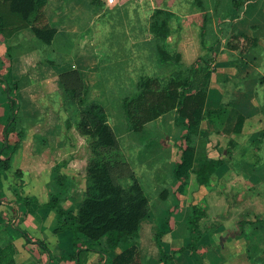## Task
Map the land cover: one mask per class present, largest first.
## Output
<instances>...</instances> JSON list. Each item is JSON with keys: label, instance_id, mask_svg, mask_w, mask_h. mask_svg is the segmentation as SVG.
<instances>
[{"label": "crops", "instance_id": "obj_1", "mask_svg": "<svg viewBox=\"0 0 264 264\" xmlns=\"http://www.w3.org/2000/svg\"><path fill=\"white\" fill-rule=\"evenodd\" d=\"M77 1H46V17L56 28V34L49 44L36 38L30 28L19 30L7 38L0 36V76L18 80L17 114L27 107H34V96L40 95L39 90L44 92L47 89V82L57 85L58 89L62 88L58 82L59 72L70 67L79 71L82 69L76 66V60L67 67L68 60L64 61L66 57L63 58L64 47L81 29L79 17L82 5ZM260 2L258 12L253 11L248 19L243 14L240 20L234 22L238 29L234 24V28L230 27L226 34H218L216 43L208 44L206 36L203 46L200 32L201 51L195 57L183 58L177 50L182 61H188V64L204 53V47H213L214 51L205 107L222 109L214 115L218 121L217 128L208 118L200 122L194 165L197 167L203 159L219 156L224 161L212 173L207 184H198L193 173L189 174L181 188L180 180H172V167L178 154L176 143L185 131L184 126L176 120L175 110L144 124L139 131L127 130L134 138L150 137L147 140L143 138V143L147 145L144 151L150 154L142 162L144 171L146 169L148 172L145 176L157 187L159 184L162 186L156 205L166 202L172 211L160 216H148L147 212L140 221L139 246L130 264H161L155 237L158 232L161 247L168 253L186 244L189 240L187 217L192 205L205 213L201 219L204 233L195 250L186 248L177 252L165 264H264V0ZM88 3L82 2L86 6ZM257 14L258 20L255 19ZM233 33L254 37L257 44L242 54H236L235 50L225 45L226 37ZM52 55H56L55 60L51 59ZM91 60L94 62V58L82 61L83 70L89 69L86 66L92 63ZM7 108V96L0 81L1 128ZM237 114L244 118L238 132L232 129ZM161 132L166 133L168 139L163 140ZM13 139L8 138L9 142L15 143ZM17 153L18 147L10 155L7 170L15 163ZM56 164L62 163L56 162L51 168L50 177L54 180ZM64 164L60 172L66 174L62 171ZM130 165L138 178L134 165ZM7 170L0 177L2 189L7 181ZM21 180L25 197L35 199L36 203L30 201L25 205L22 198H7L1 196L0 192V247H11L14 264H47L50 258L55 259L54 264H74L73 260L59 258L58 245L67 249L69 237L65 231L57 229L55 210L42 206L51 193L48 184L50 178L36 176L31 179L23 170ZM51 213L55 221L51 229L57 236L55 240L58 239L52 250L35 237L27 241L20 231L30 236L33 235L31 232L34 235L44 233L50 227L51 218H47V215L51 217ZM159 221L168 224L166 232L156 230L155 224ZM145 223L147 227H144ZM43 236L45 234H41ZM120 251V248L116 249L111 256ZM97 257L99 260L98 254ZM105 260L106 257L102 263Z\"/></svg>", "mask_w": 264, "mask_h": 264}, {"label": "trees", "instance_id": "obj_2", "mask_svg": "<svg viewBox=\"0 0 264 264\" xmlns=\"http://www.w3.org/2000/svg\"><path fill=\"white\" fill-rule=\"evenodd\" d=\"M46 1L0 0V36L7 38L19 30L30 28L36 38L49 44L56 34V28L46 17ZM192 1L199 10H205L203 0ZM91 3L100 5L99 0H91ZM172 16V12L159 7L154 8L150 14L149 30L157 38V60L159 64L167 66H176L181 60L180 53L177 50L170 51L166 43L167 37L177 29L172 26ZM206 20L207 17H204L201 27L203 46ZM234 38L248 40L245 48L247 50L257 44L256 38L244 34ZM226 44L229 45V41ZM213 61V47H204V53L188 65L186 75L178 70L168 78L159 74L153 77L140 76L135 92L121 98L127 128L133 131L141 130L145 123L175 109L176 120H179L185 129L176 143L178 154L172 167V176L181 181L179 188L190 173L194 174L198 184H207L212 173L224 161L219 156L205 158L197 167L194 165L200 122L208 118L217 128L218 121L214 115L222 109L205 107ZM58 82L69 104L76 111L75 126L78 133L85 137L89 150L85 164L84 196L77 208L67 212L61 204L59 192H65L67 189V175L60 172L63 163L54 166L55 182L60 191L51 192L48 201L42 204L55 210L57 229L65 231L69 237L67 249L58 245L59 258L80 264L83 253L95 252L100 260L106 257V264H130L138 248L140 221L148 212V197L132 166L120 155L119 140L108 122L104 107L97 102L86 100L88 86L80 71L75 68L63 70L58 74ZM1 83L7 96L8 108L1 129L0 177L10 167V155L17 148L15 143L9 142L8 135L9 124L15 120L19 109L18 80L3 76ZM243 119L241 114H237L233 131L238 132L241 129ZM122 181H127L128 184L124 185ZM30 201L36 203L33 198H22L25 205ZM204 214V211L195 205L190 206V214L187 217L189 240L171 253L161 247L159 232L155 234L161 264H165L175 253L186 248L195 250L204 233L201 227ZM20 231L27 241H31L26 232ZM118 248L121 251L111 256ZM11 252V247H0V264H14Z\"/></svg>", "mask_w": 264, "mask_h": 264}, {"label": "rangeland", "instance_id": "obj_3", "mask_svg": "<svg viewBox=\"0 0 264 264\" xmlns=\"http://www.w3.org/2000/svg\"><path fill=\"white\" fill-rule=\"evenodd\" d=\"M203 1L204 11L199 10L192 0H99V6L91 3V0H78L77 2L82 5L79 17L81 29L74 33L70 44L64 47L63 58L66 57L64 61L68 60L69 63L66 66L70 67V63L76 60V66L82 68L81 75L89 85L86 100L97 102L104 107L108 122L119 138L121 157L133 164L137 171L139 180L136 178L149 201L148 216L168 215L172 211L166 202L156 205L159 200L157 195L161 193L162 186L159 184L157 187L146 178L145 173L148 172L146 169L144 171L142 165L145 157L150 155L144 151L147 145L143 143V138L147 140L150 137L134 138L131 137L132 134L127 133V130L131 129L126 125L121 98L135 92L136 82L140 76L153 77L159 74L163 78H168L178 70L186 75L189 65L188 61L182 59L176 66L158 63L157 38L149 30L150 14L158 7L172 12V26L177 29L167 37V46L170 51L179 50L183 58H193L201 51L199 37L204 17H207V20L204 23L203 38L207 36V43L211 45L218 40V34L224 32L226 34L243 14L245 19H248L249 14H253V11L258 12L261 6L260 0ZM82 2H89V5L86 6ZM235 26L238 29L236 24ZM236 35L241 34L233 33L226 37L229 45L226 42L225 45L235 50L236 54H242L247 50L245 48L248 40L236 39L234 38ZM51 57L53 60L56 59V55ZM87 58H94V62L91 60L92 63H87L86 66L89 69L83 70L82 61ZM1 79L2 76L0 81ZM47 85L44 92L39 90L40 95L34 96V107L30 106L31 108L27 107L19 112L15 120L9 124L8 138H14L18 153L15 156V163L7 170V181L4 182V189L0 186V192L1 196L11 199L13 196L17 199L25 197L26 193L21 189L23 170L31 179L36 176L50 178L48 183L50 192H58L60 188L53 177L51 179L50 172L56 162L65 163L62 171L68 174L67 189L65 192H59V195L62 206L70 212L77 208L84 196L85 164L89 150L85 137L76 129L77 114L69 104L64 91L62 88H56L55 84L47 82ZM175 115L177 117V114ZM48 120L50 123L46 122ZM161 133L163 140L168 139L166 133ZM171 177L172 180H176L172 175ZM122 184L126 185L128 182L122 181ZM53 215V213L51 217L47 215V218H51L48 230L37 235L31 232L33 235H29L44 242L51 250L58 240H55L57 236L51 229L55 222L54 218L52 219ZM155 226L156 230L160 229L163 232L168 230V224L164 221H159ZM144 227H147L146 223ZM41 234L45 236L41 237ZM97 258V254L85 252L81 255L80 264H106L107 261L102 263L103 259ZM53 260L55 259H48L47 264H54Z\"/></svg>", "mask_w": 264, "mask_h": 264}, {"label": "built area", "instance_id": "obj_4", "mask_svg": "<svg viewBox=\"0 0 264 264\" xmlns=\"http://www.w3.org/2000/svg\"><path fill=\"white\" fill-rule=\"evenodd\" d=\"M1 142H2V132H1V127H0V145H1Z\"/></svg>", "mask_w": 264, "mask_h": 264}]
</instances>
